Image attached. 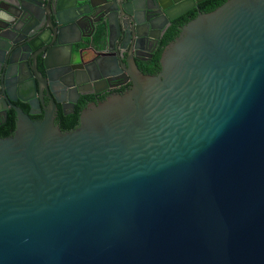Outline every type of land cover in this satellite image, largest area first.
<instances>
[{
  "label": "water",
  "instance_id": "water-1",
  "mask_svg": "<svg viewBox=\"0 0 264 264\" xmlns=\"http://www.w3.org/2000/svg\"><path fill=\"white\" fill-rule=\"evenodd\" d=\"M202 1L0 0V105L14 110L0 137V264H264V0L198 13L157 76L136 70L67 133L50 107L31 121L11 105L77 97L90 68L101 83L123 73ZM96 17L107 35L87 49L111 58L84 64Z\"/></svg>",
  "mask_w": 264,
  "mask_h": 264
},
{
  "label": "flooded vegetation",
  "instance_id": "flooded-vegetation-1",
  "mask_svg": "<svg viewBox=\"0 0 264 264\" xmlns=\"http://www.w3.org/2000/svg\"><path fill=\"white\" fill-rule=\"evenodd\" d=\"M95 20H98V17H96ZM99 32L101 33V36H100L101 41L99 42V44L95 45L94 37ZM164 32L158 35L157 40H153L149 42L145 46V50L138 51V54L134 56L135 58H133L134 65L130 62V60H128V63L126 65V70L123 73H118L112 77H107L104 83H101L100 81H95L96 77L98 76L97 71L94 68H90L88 71L89 78L93 81L92 82L90 80L86 81L84 78V81L82 82V84H80L77 87L79 89V93L76 94L77 97L72 92H69L68 94L65 93L62 96V102L55 103L53 107H51L50 106L51 104H49V102L40 94L38 97L41 98L42 103L39 102V105L33 109L29 110V108L26 106L25 103H21L18 101L15 103H12L11 105L15 108H18L25 114H27V112L30 111L31 113L28 114V118L31 121H41L44 112L48 111L50 107L51 116L56 114V125H57L58 130L59 128L62 130L70 129L76 123L75 127L73 128L75 129L78 125L79 117L83 113L86 105L104 102L107 100L109 95L126 94L130 90V88H132V77L136 73V70L141 75H144V76H157L159 72L156 73L155 75H148L147 71L152 63V59L157 50L158 43L161 37L163 36ZM87 35L88 33L84 34V36H87ZM106 35H107L106 24L103 23L100 19L98 20V23L95 25V30L90 38L91 40L90 43H89V40L84 39L83 43L81 44V47L86 49V54H87L85 58L83 59L84 64L91 63L97 59H99L100 61H104V60H109L111 58L110 53L103 52L101 54H96V52L93 53L87 49L89 44H91L90 46L92 49L101 51L103 48L102 46L105 41ZM151 35L152 37L157 36L156 32H152ZM37 65L39 68H41L40 61L37 62ZM18 69L21 71V74H19L21 76L20 78H23V81L27 82L25 81V79L27 78V73H28L26 67L21 65ZM15 75H18L17 69L13 68L10 70V73L7 76V89L10 94H14L16 90L15 82H16V77L18 76H15ZM57 85L58 84H55V86ZM57 92L58 93L60 92L59 89H57ZM1 110L5 112V118L0 117V129L6 122L8 113L12 112L13 119H14V110L11 109V107L6 106V108H3L0 105V111ZM60 133H67V132H60Z\"/></svg>",
  "mask_w": 264,
  "mask_h": 264
},
{
  "label": "trees",
  "instance_id": "trees-1",
  "mask_svg": "<svg viewBox=\"0 0 264 264\" xmlns=\"http://www.w3.org/2000/svg\"><path fill=\"white\" fill-rule=\"evenodd\" d=\"M224 1H226V0H205L201 3H199L194 9L190 10L186 14H184V15L180 16L179 18L171 21L169 23L168 28L165 30L163 36L161 37V39L158 43L157 50H156L154 57L152 59V63L150 65V67L148 68L147 74L148 75H155L156 73H158L160 71V66L158 63V61L160 59V55H161L163 49L168 45V43L172 39L173 35L175 34V32L177 31L179 26H181V25L187 23L188 21L192 20L198 13L204 14V13H207V12L215 9L216 7L221 5ZM100 36H101V33L99 32L94 37V44L95 45L99 44V42L101 41ZM75 125H76V123L70 129L62 130L59 128V131L60 132H69V131L73 130ZM13 126H14L13 113L10 112L7 115L6 122L4 123L2 128L0 129V137L10 136L13 132Z\"/></svg>",
  "mask_w": 264,
  "mask_h": 264
}]
</instances>
